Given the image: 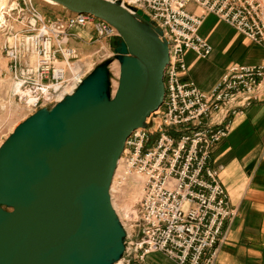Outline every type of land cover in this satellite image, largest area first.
Returning a JSON list of instances; mask_svg holds the SVG:
<instances>
[{
  "label": "built area",
  "instance_id": "obj_1",
  "mask_svg": "<svg viewBox=\"0 0 264 264\" xmlns=\"http://www.w3.org/2000/svg\"><path fill=\"white\" fill-rule=\"evenodd\" d=\"M110 1L130 13L135 9L145 13L159 30L158 38L167 43L168 56L162 101L144 126L127 136L120 154L118 179L136 184L140 197L129 218V228H136L137 235L126 238L115 264H146V256L152 253L174 264H213L221 228L233 218L234 210L217 168L210 165V151L228 132V114L254 100L264 104V61L233 64L208 90H202L183 78L184 54L190 51L201 58L209 54L211 46L198 32L206 13L264 49V5L259 0ZM188 4L202 13L189 11ZM29 9L24 32H14L4 50L14 72L12 96L35 111L72 92L93 65L85 68L78 53L65 47L68 30L91 27L97 36L110 39H119V34L90 13L46 20Z\"/></svg>",
  "mask_w": 264,
  "mask_h": 264
},
{
  "label": "water",
  "instance_id": "obj_2",
  "mask_svg": "<svg viewBox=\"0 0 264 264\" xmlns=\"http://www.w3.org/2000/svg\"><path fill=\"white\" fill-rule=\"evenodd\" d=\"M52 1L116 29L117 84L110 94V60L96 64L0 143V264H115L125 234L109 187L125 139L162 101L167 45L139 9Z\"/></svg>",
  "mask_w": 264,
  "mask_h": 264
},
{
  "label": "crops",
  "instance_id": "obj_3",
  "mask_svg": "<svg viewBox=\"0 0 264 264\" xmlns=\"http://www.w3.org/2000/svg\"><path fill=\"white\" fill-rule=\"evenodd\" d=\"M186 8L201 13L193 4ZM198 32L211 49L203 58L185 52L183 78L202 90L209 89L231 64L264 60L261 46L242 39L212 13L204 14ZM230 121L228 133L213 145L209 156L210 165L219 168V182L235 211L223 223L213 264H264V106L253 101ZM145 262L174 264L160 253L147 255Z\"/></svg>",
  "mask_w": 264,
  "mask_h": 264
},
{
  "label": "rangeland",
  "instance_id": "obj_4",
  "mask_svg": "<svg viewBox=\"0 0 264 264\" xmlns=\"http://www.w3.org/2000/svg\"><path fill=\"white\" fill-rule=\"evenodd\" d=\"M259 1L264 5V0H259ZM1 2H3V5L0 6V143L3 142V140L10 134L12 129L18 123H20L24 118H26L32 112H34L20 105L17 102V99L12 96V80H13L14 72H12V70H10L9 68L10 59L5 54L4 46L6 49L7 42L9 41L10 37H12L11 35L14 32H19V33L24 32V27L26 25V18L30 14L29 8L34 9L35 11L40 13L46 20H53L55 18H60L68 14H71L69 10L65 9L61 5H58L50 0H0V4ZM199 9L201 10L202 13V9L201 8ZM90 28L91 27L71 28L70 30L67 31V35H66L67 38L64 45L65 47L74 49L78 53L80 61L85 66V68H89V66L93 64L92 67L89 69V71L96 64L104 60H110V63L108 65V71H109L108 76L110 83L109 90H110V94H112L117 84V74H118V63L113 58V51H112V48L114 46L113 43L117 39L99 37L96 35L93 29ZM82 31H85L87 33L85 34V32ZM241 37L245 41L250 42L248 39L244 38L243 36ZM52 43L54 44V42ZM250 43L254 45H259L252 42ZM109 52H111L112 54L111 53L108 54ZM102 55L104 56V58L101 57ZM234 64H240V63H234ZM257 64H242V65H257ZM229 66H227L225 70ZM254 101H260L264 106L261 100H254ZM250 103L248 105H250ZM245 107L239 108L238 111H236L233 114H228L226 118L229 121V126L231 122L230 117L238 112H241L242 109ZM120 170H121V163L118 167V170L114 174L113 177L114 179L112 180L111 188L109 190V199H110V203H112L111 207L113 206L112 207L113 211L119 223L121 222L123 223L122 229L125 234L124 242L126 243V241L128 240L126 238H133L137 235L136 228L134 227L129 228V225L131 223L129 218H131L130 211L135 210L136 203L138 202V199L140 197V191L131 182V180L127 179L125 181H120L118 179V176L120 175ZM217 171L219 172L218 167H217ZM228 204L229 207L232 210H234L233 207H231L229 201ZM234 215H235V211H234Z\"/></svg>",
  "mask_w": 264,
  "mask_h": 264
},
{
  "label": "bare ground",
  "instance_id": "obj_5",
  "mask_svg": "<svg viewBox=\"0 0 264 264\" xmlns=\"http://www.w3.org/2000/svg\"><path fill=\"white\" fill-rule=\"evenodd\" d=\"M50 1H52V0H50ZM53 2V1H52ZM55 3V2H54ZM3 5V2H1V4H0V6H2ZM120 5V4H119ZM71 13H77V12H72V11H70ZM39 14V16H41V17H43L40 13H38ZM145 14V13H144ZM146 15V14H145ZM204 16V15H203ZM201 23H202V20H201ZM201 23H200V25H201ZM166 45H167V43H166ZM44 107V106H43ZM154 112H155V110L154 111H152L150 114H154ZM156 113V112H155ZM145 120H146V118H145ZM145 120H144V122H145ZM139 128V127H138ZM137 129V128H136ZM120 156H119V158L117 159V162H116V166H115V171H114V173H113V176H112V179H111V183H110V187H109V190H110V188H111V184H112V180L114 179L113 177H114V174L116 173V171L118 170V167H119V165H120ZM135 186H136V184H134ZM111 205H112V203H111ZM113 207V206H112ZM120 222H121V220H120ZM121 224H123L122 222H121Z\"/></svg>",
  "mask_w": 264,
  "mask_h": 264
}]
</instances>
